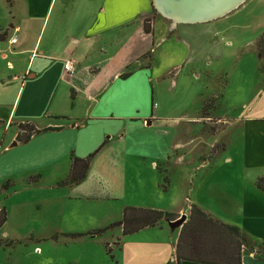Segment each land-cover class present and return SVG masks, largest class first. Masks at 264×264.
<instances>
[{
	"label": "crops",
	"instance_id": "obj_1",
	"mask_svg": "<svg viewBox=\"0 0 264 264\" xmlns=\"http://www.w3.org/2000/svg\"><path fill=\"white\" fill-rule=\"evenodd\" d=\"M6 1L13 14L5 28L1 27L7 30V37L0 41V122L9 128L31 123L39 130L54 129L22 142L17 139L18 127L7 143L3 142L0 183L11 182L9 189L14 194L32 189L35 194L48 191L49 196L36 202H0L8 214L0 240L9 241L23 229V211L29 210L28 205L44 206L45 218L35 219L46 224H38L33 233L45 238L68 230L63 221L78 216L66 211L81 199L116 205L113 212H102L106 225L83 230L91 233L122 220L127 206L163 210L178 218L186 214L188 218L196 205L244 232L252 251L242 252V264H264V192L256 186L258 177L264 175V92L261 102L244 104L235 116L218 113L215 107H208L204 114L205 102L191 112L176 114L156 95L176 87L184 64L193 58V29H206L214 20L173 23L157 10L153 0ZM149 17L151 32L144 29ZM15 36L17 41L12 42ZM176 42L178 50L174 49ZM165 43H171L170 49L157 53L162 54V64L156 67L159 56L155 45L160 48ZM67 60L74 61L73 74L64 67ZM155 100L160 102L154 104ZM214 119L216 124L241 127L238 137L243 136V163L236 181L217 183L219 192L213 196L210 177L203 176L188 210L184 205L177 209L164 206L161 201L167 187L162 182V167L172 160L187 164L192 177L211 167V156L206 155L218 145L213 147L210 139L192 134L189 126V132L182 134L181 122ZM196 150L198 162L188 157ZM74 157L90 159L85 177L78 182L70 180ZM225 159L231 162L232 157ZM209 202H215L220 210L209 208ZM234 211L237 216L232 219ZM52 221L56 225L47 224ZM172 221L163 219L128 235L117 226L121 243L108 245L114 251L115 264H176L179 227H173ZM180 264L205 263L183 260Z\"/></svg>",
	"mask_w": 264,
	"mask_h": 264
},
{
	"label": "rangeland",
	"instance_id": "obj_2",
	"mask_svg": "<svg viewBox=\"0 0 264 264\" xmlns=\"http://www.w3.org/2000/svg\"><path fill=\"white\" fill-rule=\"evenodd\" d=\"M12 14L9 3L6 0H0L1 31H4L1 27L6 26L8 21L12 20ZM205 28L196 27L192 31L191 53L193 58L184 64L176 87L171 86L164 93H156V95L176 114L186 113L187 110L191 112L194 107L198 108L205 102L204 114L208 107H215L218 113L223 111L229 116H235L236 113L242 111L244 104L262 101L264 92V0H247L238 9L227 16L215 19ZM170 44L165 43L160 48L155 45V55L159 56L155 61L156 67L162 64V54L157 55V53L162 49L168 51ZM177 44L176 42L174 46L176 50H178ZM179 48L181 51L177 53L181 55L183 54L182 46ZM185 53H188V49ZM171 77L175 76L170 75L169 78ZM159 102L160 100H155L154 104ZM215 120L197 124L181 122L182 134L189 132V126L192 134H199L207 140L210 139L214 142L213 147L215 144L218 145L213 153L206 155L211 156V167L202 169L192 177L189 174V165L186 163V165H179L172 160L167 167H162L163 174L168 179V182L164 183L162 177V182L168 185L161 201L164 206L177 209L180 205H184L188 210L190 204L193 203V196L204 181L203 176L211 178L207 179L211 181L214 188L213 196L219 192L220 186L217 183L236 181V176L243 163L241 158L243 136L238 137L241 127L235 125L231 128L230 125L216 124L214 122L217 120ZM224 126L228 128L221 130ZM16 129H18L17 125L13 124L9 128L5 127V122H0V152L4 146L3 142L7 143ZM223 143L226 144L225 148L222 146ZM192 156L194 161H200L197 157L198 150L188 157ZM227 156L232 157L231 162L225 159ZM226 169H229L228 172L223 173L222 171ZM206 171H209V174ZM37 180L38 177L32 179V183ZM2 183H0L3 185L1 190L9 189L11 186L9 181ZM19 187L21 189L22 184ZM32 191V189H21L15 194L12 193L11 188L1 191L0 202L9 204L17 200L27 202L29 199H34L36 202L40 201V197L49 196L48 191L42 190L38 194ZM206 195H210V192ZM209 203H211L207 205L209 208L215 211L220 210V206L213 204L215 202ZM115 206L112 201L98 202L86 201V199L75 201L73 205H69L70 211L66 212L78 217L68 218L62 223L67 225L68 230L45 238L33 233L38 224H46L45 221L35 219V217L45 218L44 206L33 208L32 205H28L29 210L23 211L25 212L21 224L23 229H19L18 234L9 238V241L6 238L0 240V246L3 247L0 249V264H115L112 258L114 251L110 250L108 245L116 247L120 245V239L123 238L119 233L120 228L114 226L95 233L86 232L87 230L83 232L90 227L106 225L108 220L102 212L111 213L115 210ZM189 215L190 213L188 218ZM231 216L235 219L236 211ZM176 219L178 217L174 216L171 220ZM47 224L56 225V222H47ZM182 225L173 227H179L180 231ZM164 228L169 230L166 226Z\"/></svg>",
	"mask_w": 264,
	"mask_h": 264
},
{
	"label": "trees",
	"instance_id": "obj_3",
	"mask_svg": "<svg viewBox=\"0 0 264 264\" xmlns=\"http://www.w3.org/2000/svg\"><path fill=\"white\" fill-rule=\"evenodd\" d=\"M152 18L144 21V29L151 32ZM7 37V30H0V41ZM17 139L26 142L33 134L54 128L37 129L31 123H20ZM89 158L74 157L70 180L78 182L86 175ZM164 182H168L164 178ZM67 183V181H65ZM7 185V184H6ZM167 185H164L166 187ZM256 186L264 192V175L258 177ZM174 214L157 209L127 206L122 220L109 227L122 226L124 235L138 232L145 227L157 225L161 220L173 219ZM8 218L5 206L0 207V229ZM246 235L240 228L219 221L196 205H192L189 218L183 223L176 244V264L183 260L205 264H242V252L251 250Z\"/></svg>",
	"mask_w": 264,
	"mask_h": 264
},
{
	"label": "water",
	"instance_id": "obj_4",
	"mask_svg": "<svg viewBox=\"0 0 264 264\" xmlns=\"http://www.w3.org/2000/svg\"><path fill=\"white\" fill-rule=\"evenodd\" d=\"M161 1L165 2V5L167 4L166 6L169 7V11L165 10L167 12L166 14L168 15L162 13L163 15L165 14V16L172 19L183 17L186 21L182 22L191 24L220 18L230 13L244 0H220L217 2L208 1L204 3H202V0H200V3L202 4H197L196 6L187 5L188 8L184 11L182 9V3L179 2V0H158V4L163 7L164 5L163 3H160ZM170 8L172 9L171 11ZM186 218L187 215L182 214L178 219L172 221L171 223H173L175 226H179L186 221Z\"/></svg>",
	"mask_w": 264,
	"mask_h": 264
},
{
	"label": "bare ground",
	"instance_id": "obj_5",
	"mask_svg": "<svg viewBox=\"0 0 264 264\" xmlns=\"http://www.w3.org/2000/svg\"><path fill=\"white\" fill-rule=\"evenodd\" d=\"M154 1V4L156 5V7L158 8L157 10L162 14V13H167L165 10H168L169 11V7H167L166 5H165V2H160V3H163V7H161L158 3V0H153ZM208 1H214V2H217V1H220V0H202V3H204V2H208ZM247 0H244L241 4H239L234 10H236V9H238L243 3H245ZM179 2H181L182 3V9H183V11L184 10H186L187 8H188V6H193V5H197V4H202V3H200V0H179ZM188 5V6H187ZM172 9L170 8V11H171ZM234 10H232V11H234ZM231 11V12H232ZM230 12V13H231ZM165 14H164V16H165ZM229 14V13H228ZM166 15H168V14H166ZM227 15V14H226ZM225 16V15H224ZM166 18H169L173 23H184V22H182V21H186L183 17H180V18H170V17H167V16H165ZM223 17V16H222ZM212 20H215V19H212ZM203 22H206V21H203ZM198 23H201V22H198Z\"/></svg>",
	"mask_w": 264,
	"mask_h": 264
},
{
	"label": "built area",
	"instance_id": "obj_6",
	"mask_svg": "<svg viewBox=\"0 0 264 264\" xmlns=\"http://www.w3.org/2000/svg\"><path fill=\"white\" fill-rule=\"evenodd\" d=\"M17 37L15 36L12 38V42H16ZM64 67L68 71L69 74H73L75 71L74 61L73 60H67L64 62Z\"/></svg>",
	"mask_w": 264,
	"mask_h": 264
}]
</instances>
